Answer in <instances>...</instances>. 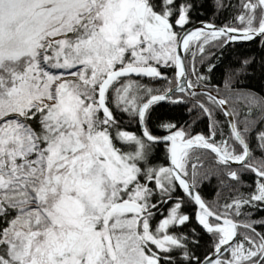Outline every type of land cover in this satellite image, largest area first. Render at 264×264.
<instances>
[{"label": "snow or ice", "instance_id": "snow-or-ice-1", "mask_svg": "<svg viewBox=\"0 0 264 264\" xmlns=\"http://www.w3.org/2000/svg\"><path fill=\"white\" fill-rule=\"evenodd\" d=\"M206 3L0 0V264H264V58L259 89L253 58L222 87L196 68L215 69L213 48L264 52V0H212L240 11L187 28ZM165 103L190 104L208 134L153 125ZM246 174L247 193L233 187ZM213 179L236 194L207 201ZM187 208L209 237L202 255L195 228L174 231L192 222Z\"/></svg>", "mask_w": 264, "mask_h": 264}, {"label": "trees", "instance_id": "trees-1", "mask_svg": "<svg viewBox=\"0 0 264 264\" xmlns=\"http://www.w3.org/2000/svg\"><path fill=\"white\" fill-rule=\"evenodd\" d=\"M197 2H199V0H197ZM224 2L226 4H236L238 3V0H224ZM211 4H212V0H207V3L205 4L204 8H201L199 9L198 12H194L192 14L193 23L200 20H208L223 26L226 22L233 19L234 16L238 14V12L240 11V9L236 7V8H228L225 10H221L219 12H215ZM209 51L215 53V57L209 56L208 58L212 64L216 65L215 69L211 73H208L207 72L208 62L206 61L202 65L199 61V57H197L196 60V68L199 70L200 73L204 75H208L210 77L211 84H216L222 87L223 78L228 70L239 68L242 60L245 58H253L255 60V64L253 65V67L255 68V72L249 71L248 73L253 77L250 83L254 85L257 89L260 88L261 82L259 81V71H260V64L262 58H264V52L260 50L257 44L255 43L233 44L232 46L224 50L223 56L220 55V52L217 49L213 48L210 49ZM161 71L164 72L169 77H172L174 75L173 69L161 68ZM145 82H148L147 79H145ZM245 83H248V81H245ZM153 86L158 88L163 87L164 82L156 81L154 82ZM190 107H191L190 104L189 105H170L167 103L162 104L156 109L155 113L153 114V125L156 123V119L159 118L161 120H167L176 123L177 126L190 124L192 125L190 130L193 135L197 133H202L204 135H207L208 123H209L208 119L206 117H201L196 110H193L190 113L188 111V108ZM118 118H121L123 120V124L126 130L132 131L134 133L139 132L135 120L130 119L129 117H127L126 114ZM216 119L221 121V124L223 126V131L225 133V136H227L228 128L226 123L224 122L225 118L222 115L217 114ZM152 131L154 132V134H162V132H158L155 127L152 128ZM252 135L254 137V133ZM217 139H220L219 134L217 135ZM250 144L254 150L253 154L255 156H259L260 152L256 150L255 140L252 139L250 141ZM162 161H163V154L159 153L156 163H161ZM243 180L245 181V184L243 186L233 185V187L234 188L240 187V191L245 193L252 191V187H254V185H252V181L254 180V175L246 174L243 176ZM201 192L207 201L211 202L219 199L221 203L227 201L231 195L236 194L234 191H230L228 188H222L216 179H213L211 183L206 182L204 185H202ZM185 211L192 214V222L187 226L181 229H176L174 231H182L184 233H188L191 228H195L197 233L201 234V239H200L201 247L197 251V254L202 255L204 252L210 251L208 247L209 237L202 233L201 227L195 221V216L192 208H187L185 209ZM259 216H264V212L259 213ZM259 216H256L254 218H259ZM238 219H244V217H240ZM241 231H243V229H241Z\"/></svg>", "mask_w": 264, "mask_h": 264}, {"label": "water", "instance_id": "water-1", "mask_svg": "<svg viewBox=\"0 0 264 264\" xmlns=\"http://www.w3.org/2000/svg\"><path fill=\"white\" fill-rule=\"evenodd\" d=\"M210 22V23H214V22H211V21H208V20H200V21H197V22H195V23H193V24H190V25H187L186 27L187 28H189V29H192V28H195V27H199V26H201V22ZM215 25H217L218 27L219 26H221V25H218V24H216V23H214ZM138 131H139V129H138ZM163 134V133H162ZM161 134V135H162Z\"/></svg>", "mask_w": 264, "mask_h": 264}]
</instances>
